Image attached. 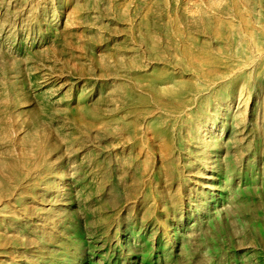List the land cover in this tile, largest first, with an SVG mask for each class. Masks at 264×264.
Segmentation results:
<instances>
[{
    "label": "rangeland",
    "instance_id": "374dc122",
    "mask_svg": "<svg viewBox=\"0 0 264 264\" xmlns=\"http://www.w3.org/2000/svg\"><path fill=\"white\" fill-rule=\"evenodd\" d=\"M0 152V264H264V0H0Z\"/></svg>",
    "mask_w": 264,
    "mask_h": 264
},
{
    "label": "bare ground",
    "instance_id": "6f19581e",
    "mask_svg": "<svg viewBox=\"0 0 264 264\" xmlns=\"http://www.w3.org/2000/svg\"><path fill=\"white\" fill-rule=\"evenodd\" d=\"M45 71L49 73V70L46 69ZM197 97L205 101L204 106L200 109L209 115V117L207 119H199L195 122V133L203 140L205 147H208V143L217 136V133L222 135L224 132L223 129H217L223 114L231 108V99L227 92L220 90L217 85L207 87ZM3 168L4 157L0 152V171Z\"/></svg>",
    "mask_w": 264,
    "mask_h": 264
}]
</instances>
